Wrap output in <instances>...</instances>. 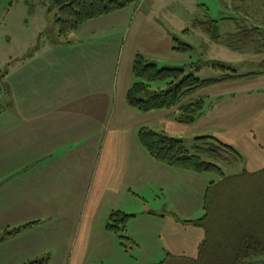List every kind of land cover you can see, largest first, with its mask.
Wrapping results in <instances>:
<instances>
[{"label": "rangeland", "instance_id": "1", "mask_svg": "<svg viewBox=\"0 0 264 264\" xmlns=\"http://www.w3.org/2000/svg\"><path fill=\"white\" fill-rule=\"evenodd\" d=\"M242 2L136 0L124 10L86 22L79 32L60 37L55 24L58 11L53 0H0V75L5 76L0 78V87H16L21 76L31 70L30 64H24L22 68L21 60L35 54L43 44L51 45L50 49L56 53L63 52L59 46L66 41L81 42L87 53L101 50L102 79L105 84L109 82L110 85H116L117 98L122 96L123 86L134 81L132 60L138 53L159 67H182L186 73H193L201 79L216 78L221 73L209 66H202L199 71L192 70L194 68H191V64L199 61L227 63L233 65L240 74H257L202 90L198 96L205 100V110L192 124L178 123L175 109L151 113L133 110L137 113L135 118L138 123L144 121L146 127L153 131L182 139L192 154L195 153V139L200 136H213L233 146L243 156V163H219L226 175L262 170L264 51L256 53L252 47L242 51L230 49L226 42L228 35L236 31L235 24L223 19L235 17L244 28L261 25L264 19V0ZM236 5L238 9H234ZM207 19L218 21L220 33L226 42L212 41L196 23ZM173 38L191 45L194 51L188 54L174 52ZM46 49L42 48L41 53L47 54ZM157 87L158 84H154L152 89ZM161 87L165 88L164 85ZM10 101L11 95L5 92L0 94V105L4 113ZM1 121L2 116L0 128ZM134 143L140 144L137 133L134 135ZM4 147L0 131V192L5 184L15 179V176L9 175V171L17 165V160L19 163L17 153L6 151ZM18 156L24 159L22 155ZM204 160L209 161L207 158ZM179 173H182V178L169 180L171 184L163 191H153L149 186H143V189L134 187L133 196H130L126 206L128 214L133 217L127 223L125 235L135 243L128 242L127 248H124L116 234L108 231L107 234L92 232L81 264H162L170 256L196 259L206 233L203 228L186 224V221L204 216L205 191L210 182L218 181L219 177L216 174H199L183 169ZM191 177H196V186L192 185L194 180ZM1 212L0 234L18 229H8V223L2 218ZM213 218V229L221 232L225 215L218 214ZM48 233L47 229L42 228L32 234L18 236L15 242L9 240L0 244V264H23L37 259L34 256L39 255H33V250L23 248L28 244H33L34 249L38 247V250L41 247L50 248V239L46 236ZM75 240L73 235L63 237L59 247L55 246V251L51 253L46 249L40 258H48V264H66L65 261L72 255L71 246ZM222 259L225 262L232 261L229 254H224ZM261 261H264V255L253 258V263ZM167 264L175 263L170 261Z\"/></svg>", "mask_w": 264, "mask_h": 264}, {"label": "crops", "instance_id": "2", "mask_svg": "<svg viewBox=\"0 0 264 264\" xmlns=\"http://www.w3.org/2000/svg\"><path fill=\"white\" fill-rule=\"evenodd\" d=\"M81 44L60 43L63 52L56 53L43 44L23 58L21 67L30 64L31 70L9 88L11 101L0 114L4 148L19 157L9 171L15 179L0 192L1 216L8 229L22 228L0 244L45 228L50 248H23L40 258L73 235L66 264H81L92 232L107 234L112 211L128 214L134 187L163 191L169 180L182 178L181 169L154 160L134 143L146 125L137 122L126 100L132 82L117 98L116 85L103 82L101 50L87 53ZM191 178L196 186V177Z\"/></svg>", "mask_w": 264, "mask_h": 264}, {"label": "trees", "instance_id": "3", "mask_svg": "<svg viewBox=\"0 0 264 264\" xmlns=\"http://www.w3.org/2000/svg\"><path fill=\"white\" fill-rule=\"evenodd\" d=\"M53 1L58 11L55 24L60 37H66L77 31L86 22L124 10L136 2V0ZM232 1L234 4L235 2L243 3V0ZM237 7L236 5L234 9ZM223 20L234 23L236 29L228 35L227 42L220 33L218 21L207 19L196 23L209 39L217 43L226 42L234 51H242L249 47H252L256 53L264 51V19L260 22L261 25L245 28L235 17ZM172 49L181 54L194 51L191 45L177 38H173ZM202 66L212 67L221 75L216 78L201 79L193 73H186L185 68L159 67L154 61L146 59L143 54H136L132 62L134 81L126 94L128 105L142 113L175 109L178 123L192 124L203 115L205 110V100L198 96L202 90L257 74L253 72L240 74L233 65L219 61L205 63L199 61L191 64V68H194L192 70L197 71ZM1 77L5 76L0 75ZM154 84H158V87L153 90ZM2 92L8 94L10 92L8 86L4 89L0 87V94ZM2 112L0 105V114ZM138 138L143 148L158 162L177 169L199 174L211 173L219 177L218 181H211L205 191L204 216L198 220L186 221L205 230L206 238L199 246L198 257L194 259L170 256L162 264L170 261L175 264H183L184 261V264H206V262L256 264L253 263V258L264 255V168L256 172L244 171L236 175H226L219 163L227 165L243 163V156L236 148L213 136L197 137L194 154L187 150L182 139L153 131L148 127H142L139 130ZM205 158L209 161L204 160ZM218 214L225 215L224 227L220 228L221 232L213 229V217ZM132 217L133 215L122 211H112L105 226L106 231L118 236L124 248H127L128 242L135 243L124 234L127 223ZM21 229L0 234V243L7 237L19 233ZM224 254H229L232 261L225 262L222 259ZM23 264H48V258H37ZM258 264H264V261Z\"/></svg>", "mask_w": 264, "mask_h": 264}]
</instances>
